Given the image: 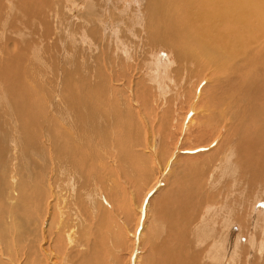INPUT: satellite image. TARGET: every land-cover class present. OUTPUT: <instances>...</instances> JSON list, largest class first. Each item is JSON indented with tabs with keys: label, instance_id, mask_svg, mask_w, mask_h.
Masks as SVG:
<instances>
[{
	"label": "bare ground",
	"instance_id": "bare-ground-1",
	"mask_svg": "<svg viewBox=\"0 0 264 264\" xmlns=\"http://www.w3.org/2000/svg\"><path fill=\"white\" fill-rule=\"evenodd\" d=\"M110 1L111 0H0V264H57L56 259H54L51 254L54 250L51 252V249L45 247V238L47 236L42 238V240H36L37 238H34V236L37 234L40 237V235H44L48 229H52L56 224L57 216H61L62 219L64 218L59 202H62V205H71L69 211H72L73 207L78 208L77 205L79 203L80 205L82 204L90 209L98 211L101 207V224L105 221L108 223L111 216L110 215L109 219L105 220L108 214H112L113 218V216L120 213L118 210L121 209V206L116 202V194H110L109 192L108 194L105 191L108 195L105 193L103 199V194L95 191L96 193L91 196L93 190L92 192L89 190L95 188H90L88 186L89 188L85 189L84 185L86 181L92 182L89 176L91 174L94 183L97 179L99 180L98 182L103 185L104 189L108 187L104 186L108 184V182L106 179L107 176H102V170L110 169L109 171H115L117 169L114 166L116 163H113L116 159L114 158L115 161H113V158H110L114 156H111L112 152H115L112 148L117 149L115 146H118L122 153L124 149L123 146L131 149L137 146H148V143L154 144L153 139L150 141L148 140L149 137L147 134L142 135L141 133H136L141 130L142 127L149 126V120L145 110L150 106V100L148 97L144 96L145 94L141 93L142 83L148 82L149 84L150 82L155 85L152 86L154 89L153 91H155V93L157 92L162 97L168 92V87L162 88L161 86L163 81L176 83L174 77L177 76L178 78L180 74L185 75V71H187L186 74L188 76H190V74L194 76L197 71H202L204 74L205 72H209L210 79H208V84L212 85L215 83L214 89L218 91V94H213V96L216 97L219 94L223 95L219 99V102L226 107L227 104L224 105V103L227 99L224 96L223 90L224 92L227 90L226 87L229 81H227L226 87L223 85L225 88H222L220 85L224 77L231 80L233 84L229 86L234 87L237 94L243 95L246 99H251V101L249 100L250 102H248L247 100L246 102L243 100L242 112L237 106L239 103L233 101L231 110L230 108L224 109V107H222L220 115L224 120H227V124L230 125V127L228 126L226 129L227 132L230 133V131L234 129L237 135V142L239 143L241 140L240 144H242V149H240L243 172L248 173L255 169L257 172L255 176L253 173H250L255 177L252 179L257 181L264 180V178H262L264 177V151L263 153H259L256 150L257 144L264 150V0H140L138 7H134L128 0H115L113 7L109 8L110 10L115 9L116 11L114 12L105 9V7L108 8V5H111L109 3ZM67 4L68 7H72L69 11ZM66 10L69 14H67V16L62 15ZM55 11L57 13H54ZM74 12L79 14V18L76 19V16L73 15H76ZM90 14H92L93 18H98L95 20L98 24H103V29L106 32L112 31L110 33L112 36L116 35L113 31L114 27L116 29V27L120 28L122 25L126 26L129 30L123 33V36L121 35V41H134L136 39L141 41L142 48L137 45L139 52L136 53L139 62L137 61L138 64L136 67L127 68V65L129 62H132V59L125 60L124 58V60H121L117 54L116 60H118V63H115L111 49L107 47L105 43V45L101 44V38H97L98 30L94 27V22L91 21L93 27L89 29V32L90 35H94V37L92 36L94 40L91 43L85 36H72L71 47L74 50L71 52H73L75 56L72 55L74 58L70 62H74L75 65L66 69L63 63L64 61L61 60L59 55L61 51V44L59 42L61 36H56V32L61 34L62 29H65L66 25H68L67 29L70 26H79L80 29L85 28V23L88 20L87 16ZM126 19L135 22L127 23ZM103 20L106 21L102 22ZM62 21H66L65 24H63ZM136 25L138 27L141 26L137 28ZM100 31L102 30H99V32ZM67 33L69 32L67 31ZM101 33L104 34L103 31ZM119 37L120 35L117 33L115 38ZM44 42H46L45 47L43 46L44 50L42 51L44 54L41 56L46 55L45 53H49L47 56L51 65L42 64L40 61H46L47 58H45V56L41 57L39 52L38 54L36 53L37 47H40ZM65 43L67 42H64V44ZM85 44L95 50L105 47L106 52L104 51L103 53L108 57L106 60L108 59L107 61L109 63L114 62L117 64L120 70L116 71L114 67L111 70L110 67L108 69L111 70L112 74L108 75L105 70L107 63H103V58L95 54H93L92 58L86 59L87 65L82 68L81 64L77 62L78 58L81 60V56L76 57V55L78 53L83 54V51L89 52V49H81ZM39 50L41 49L39 48ZM64 50L66 51L65 48ZM128 51L131 53L132 48H129ZM164 52H167L166 61H164L162 55H159L161 53L164 54ZM50 53L54 54L52 55ZM121 62L123 63L121 64ZM61 63H63V65ZM56 64H61V66L59 65L61 69L58 66H53ZM44 66L50 67L48 71L43 70L42 67ZM53 69L56 71L55 73H57L58 79L55 78V81L53 79V81L50 82V80L48 81L51 73L49 70ZM144 70H146L147 73L142 77V82H138V84L136 82L137 89L134 85L135 81L133 82L132 80V83L130 80L133 78L130 79L128 74L132 73V77H135L137 72H143ZM86 73L89 74L87 75ZM93 75L94 77L92 78ZM126 76L129 77L128 79L132 83L128 86V92H126L127 89L122 90L115 88L114 82H118V79H122ZM52 77L54 76L52 75ZM112 77H115L116 80H113ZM181 80H184V78ZM204 81H206L205 77L201 79L194 88V94L197 96V99L202 96L203 93H206V96L200 98V101L205 100L210 94L208 87H203V89L200 90V94L197 93L198 87ZM169 83H167L168 86ZM48 84H50V86L47 88ZM56 86L57 88L61 86L59 89V96L53 95L55 91L53 87L56 88ZM49 89H52L53 94L49 93ZM144 89V93H147L148 88ZM184 89H187V85L184 86ZM187 90H189V88ZM231 92H233V90H231ZM213 96L211 97L214 98ZM138 102L142 105L138 104ZM203 102L206 103V101ZM230 103L231 102H229V104ZM139 106H142V109H140ZM218 107L220 111L221 107ZM208 109H210V107ZM201 111L202 110H200V112ZM197 112L199 111L197 110ZM205 112L207 113V111ZM196 114L198 113H195V115ZM212 115H214L212 118H214L217 123H215L216 127L218 124H222L221 118L218 117V113L213 112ZM195 126H198L197 130L199 133L205 130H212V127H214L211 124L209 125V123L206 126ZM192 127H194V125ZM220 135L222 134L220 133ZM211 139H214V135ZM213 157L215 158L214 155ZM248 157H250V159ZM108 158H110V161H107ZM173 158H175V156ZM23 159L29 162V165H26L27 170L25 169V172L21 169V166L25 168V165L23 166L25 163ZM135 159L133 157V160H131L134 161ZM106 163H108V165ZM199 166H201V164ZM199 166L197 165V167ZM220 166L222 168L223 164H220ZM89 171L91 172L90 174ZM86 173L89 174L90 181L86 180L82 184L86 179ZM142 174L144 176L150 175V173L145 172V170L141 175ZM200 176H203V174ZM196 178L197 177L193 180L195 182L199 181ZM179 179H181V177ZM184 179L186 180V177ZM200 179L202 178L200 177ZM189 180L191 181V179ZM215 180L216 179L212 182H215ZM111 181L109 179V184H115L116 182H114V180ZM65 182H67L69 188L75 190V193L73 192L75 195L73 197L70 196L71 198L67 200V203L63 198V191L66 190ZM208 183L209 182H207V184ZM196 184L193 185L194 188L195 186L198 187ZM93 185L96 184L91 183L90 186ZM189 191L191 192V190ZM77 193L78 195H84L83 199L81 195L76 201L75 198ZM96 196L98 199H96ZM63 201L65 204H63ZM188 202L189 201H186L185 203L190 207V203ZM125 208L124 210L126 211ZM211 208H209V210ZM80 209L83 211V206H81V208L79 207V210ZM122 210L120 211L122 212ZM138 211L142 212V207ZM168 212L167 210L166 216L170 220L173 214ZM126 213L127 211L124 214ZM39 215L43 218L41 226L36 223L37 216ZM80 216L81 215L78 216V219L75 217V219L79 220L80 225L78 226L83 228L85 223ZM188 216L189 214L187 218ZM182 218L184 220V217ZM179 220L177 219V221ZM17 223L18 225H16ZM109 224L110 221L108 225ZM177 226L178 228L176 229L181 228L179 230L185 233L190 232L188 231L189 225L187 229L184 223L182 226L178 224ZM100 228H102V226H100ZM57 230L59 232H57L59 239L63 240L65 235V241L74 246L76 244L82 246L83 243H85L84 240L79 241V239H77V235H79L81 231L77 233L78 230L71 226L67 228L66 220L61 222V225L59 223V228H57ZM229 230H231V228ZM62 231L65 232L63 233ZM112 231L113 229L111 232ZM111 234L114 236L113 232ZM135 235L136 234L132 235V238L135 239ZM224 237L226 236H223V238ZM182 238H184V236ZM231 239L228 242L225 240L226 243L223 245H221V243L218 246L215 245L217 247L214 246L212 248L208 245L206 256H204L203 250L200 249V255L199 251V253L196 252L194 254L193 252V254L191 253L192 255H188L187 253L189 251L187 250V246H189L191 242L184 239L186 242H184L183 245L179 244L177 247H168L169 253L167 255L163 254L164 259H162L163 263L161 262V264H243L238 258H230L229 256L228 250L235 247L233 243L228 247L232 242ZM199 240V244L204 242L201 239ZM134 242H131L132 261L130 260L129 264H137L138 253L136 252L137 246ZM263 243L264 241L262 244ZM57 244H59V241H57ZM60 244H62L61 241ZM166 245L169 246L168 241ZM62 246L66 248V245ZM77 248L78 247H76V249ZM162 248H165V246L162 245ZM182 248H184V253ZM199 248L201 247L199 246ZM15 249L17 250L16 261L15 259L13 260L14 256L11 255L12 251L14 252ZM19 251H21L22 254L19 255ZM231 253L234 252L231 251ZM90 256L86 254L83 260L90 261ZM3 258L6 259L5 262L2 260ZM250 258H252V256ZM134 259L135 262L133 261ZM156 259L157 258H155V260ZM71 260L75 261L74 259ZM155 260H152V262Z\"/></svg>",
	"mask_w": 264,
	"mask_h": 264
},
{
	"label": "rangeland",
	"instance_id": "rangeland-1",
	"mask_svg": "<svg viewBox=\"0 0 264 264\" xmlns=\"http://www.w3.org/2000/svg\"><path fill=\"white\" fill-rule=\"evenodd\" d=\"M128 2L129 3L131 2V4L134 7H138L140 4V0H128ZM109 3L111 5H108V8L105 7V9H109V8L113 7V3H115V0L114 1L111 0ZM67 7H68V4H67ZM71 8H72L71 6L68 7V11ZM68 11L66 10L64 12V14H62V15L67 16V14H69ZM109 11L114 12L116 10L115 9H111V10L109 9ZM54 13H57V12L55 11ZM74 13H76V12H74ZM73 15L76 16V19L79 18V14L76 13V15L75 14H73ZM77 15H78V17H77ZM71 17H72V15H71ZM91 18H93L92 14L87 16L88 20L85 23V28H83V29H80L79 26H77V27L70 26L67 29L68 25H66L65 29L64 28L62 29L61 34L56 32V36H58V35L61 36V37L58 36V37H60L59 42L61 44V48H60L61 51H60L59 55H60L61 60L64 61L63 63L66 66V69L73 67L75 65L74 62H70L74 58L73 56H75V54L73 52H71L72 50H74L71 47L72 36H74V35H77L79 37L85 36L86 38L89 39L88 41H90L91 43L94 40V39H92V36L94 37V35H90V32H89V29H91L93 27V25L91 24V21L94 22V27L98 30L97 38H101V44L105 43L106 46L111 49V52L114 55L115 63H118V60H116V54H117V56H119L121 60H124V58H125V60L132 59V62L131 63L129 62V64L127 65V68L128 67H136V65L138 64L137 61L139 62V59L137 58L138 57L137 53L139 52L138 46L140 48H142L141 41L139 39L134 40L135 42L134 41H121L120 39L122 38L123 33H125L126 31L129 30L126 26L120 25L121 26L120 28H118V27H116V29H115V27L113 28V31L116 33V35H117V33H118V35H120L119 38H115L116 35H113L114 37L112 35H110V33L112 31L106 32L103 29V26H102L103 24L102 25L98 24V22L95 20V19H98L97 17L93 18L94 20ZM105 21L106 20H103L102 22H105ZM8 22H10V21H8ZM57 22H58V20H57ZM65 22L66 21H62L63 24H65ZM126 22L127 23H133L135 21L130 20V19L129 20L126 19ZM126 22H125V24H126ZM101 27H102V29H101ZM136 27L139 28L137 25H136ZM99 30H102L104 34L101 33L102 31L99 32ZM67 31L69 33H67ZM65 34H68V35H65ZM110 37H111V39H110ZM107 40H109V41H107ZM115 41L117 42V44ZM120 41H121V43H120ZM64 42H67V43L64 44ZM45 44H46V42L42 43L40 45V47H37L38 49H37L36 53L38 54V52H39L40 56L44 54V53H42V51L44 50L43 46L45 47ZM69 47H70V49H69ZM39 48L41 50H39ZM64 48L66 49V51L64 50ZM112 48H113V50H112ZM129 48H132L131 53H130V51H128ZM81 49H87V50L89 49V52L83 51V54L78 53L76 55V57L81 56V60H80V58H78L77 62H78V64H81L82 68L87 65L86 59L92 58L93 54H95V55H98L101 58H103L102 59L103 63H105V64L107 63V67L105 66L106 68L105 67L104 68L107 71L108 75L112 74L111 70L113 69V67L115 68L116 71L120 70V68L117 66V64H115L114 62L109 63L107 61L108 59L106 60V58H108V57L106 55H104L105 53H103L104 51L106 52L105 47H102L100 49L95 50L92 47H89L88 45L85 44ZM99 50H100V54H99ZM162 53L159 55H162L164 58V61H166V59H167L166 53L167 52H164V54H162ZM45 54L46 55H44V56H45V58H47L46 61H42V60L41 61L39 60V61L42 64H50L51 65V62L47 56L49 53H45ZM50 54L53 55L54 53H50ZM133 54H134V56H133ZM69 55H71V56H69ZM44 56H41V57H44ZM126 57H128V58H126ZM63 63H61V64L63 65ZM122 63L123 62H121V64ZM61 64H56L53 66H58L60 68ZM42 68H43V70L48 71V69L50 67L44 66ZM108 68H110L111 70ZM122 68H123V65H122ZM146 70H144L143 72H140V71L137 72L135 77L134 76L132 77V75H131L132 73L128 74L130 79L133 78L130 81L131 82H132V80H133V82L135 81V84H134L136 86L135 88L138 89L137 84H138V82H142V80H143L142 77L145 76V74L147 73ZM49 71L51 73H50V78L48 79V81L50 80V82H52L53 79H54V81H55V78L58 79L57 73H55L56 71H54V69L49 70ZM129 71H130V69H129ZM186 73H187V71H185V75L187 77L184 74H182V75L180 74L178 76V78H177V76L174 77L176 83H174V82L169 83L168 81H163L161 83V86H162V88L168 87L167 88L168 92L166 93V95L164 94L162 97L157 92L155 93V91H153L154 89L152 88V86H155V85L151 84L150 82H149V84H148V82L142 83L141 93L145 94L144 96L148 97L150 100V106L145 110L146 116L149 120V126L150 127L149 126L142 127L141 130H139L136 133H141L142 135L147 134L149 137L148 140L150 141L153 139L154 144L148 143V146L144 145V147H142V146L138 147L137 146L139 149L137 147H132L131 149L129 147H126L127 149H130V150H127L123 146L124 149H123L122 153H121V149H119L118 146H115V148L117 147V149H114L111 147L115 152L111 151L112 152L111 156H113V155L114 156L110 157V158H113L112 159L113 161H115V159H116V161L113 163L114 164L116 163V165H114V166L117 169L115 171H109L110 169H108V170L103 169L102 170L103 173L101 171L102 176L103 175L107 176L106 179H107L108 184H105L104 186L105 187L108 186L109 189H108V187H106L107 189L106 188L104 189L103 185H101L98 182L99 180H97V179L95 180V183H94L93 177L91 176L90 171H89L90 175L87 173H86L87 175H85L86 179L82 182V184L86 180L90 181L89 180L90 177H91L90 179L92 180V182L91 181L85 182L87 184V185L86 184L84 185L85 189H88L89 187L95 188V189L89 190L91 192L93 190V193L91 194V196L94 195L96 192L102 193L103 195L102 194L101 195L104 199V197H105L104 194L106 192L107 193L109 192L110 194H113V193L116 194L115 195L116 196V202H118L117 204H119L121 206L120 210H122V209L123 210H122V212L120 210H118V212H120V213L117 214L118 216L117 215L113 216V218H112V214H108V216H106L105 220L109 219V216L111 215L110 220H109L110 224H111V225L109 224L110 226L108 225L109 221H108V223H106L107 221L104 222V220H103L104 223L101 224L102 223V212H100V208H101L100 206H99L100 208L98 211L95 209H90V208L86 207L85 205H82V204L80 205V203H79L77 205L78 208L73 207L72 211H69V208L71 205L66 206L65 202L67 203V200L75 195L74 194L75 190H72L71 188H69L67 186V182H65V184H66L65 188L67 190V192H66V190L63 191V194H64L63 198L65 199V202L63 201V204H65V205H62V202H59L60 203L59 206L61 208V212L63 213L62 215H64L63 216L64 218L62 219L61 216H60L61 217L60 218L56 215L57 220L55 218L56 224L53 226L54 228L52 227V229L51 228L48 229V231L44 235H40L41 238L37 234L35 235L36 237L34 236V238H37L36 240H42V238H45L46 236L48 237V238L47 237L45 238L46 239L45 240V247L51 249V252L54 250L51 254L54 257V259H56L57 264H77V263L81 264V262H82V264H129L130 260L132 261V259H131L132 258L131 244L134 241H135L134 243L137 246L136 252L138 253L137 256L139 259V260L137 259V264H151V263L152 264H161V262L163 263L162 259H164L163 254L167 255L169 253V248H172L174 246L177 247V245H179V244L183 245V243L186 242V240L191 242V244L189 246H187L188 249L185 247L189 251L187 253L188 255H192L193 252H194V254L196 252L199 253L200 250H203V254H204V256H206V251L208 250L209 246H211L213 248L215 245L218 246L220 243H221V245H223L226 243V241L228 242L231 238H232L231 239L232 242L228 245V247H230L232 245V243L235 245V247L231 250H228L230 258H238V260L241 261L243 264H255V263L256 264H264V257H263L264 256V253H263L264 252L263 251L264 250V243L262 244V242L264 241V184H263L264 180L257 181V180L252 179V178H255L254 176L257 173L255 169L252 170V172L251 171H249L248 173L243 172L242 163H241V160H242V154H241L242 144H240L241 140L239 141V143L237 142V137H236L237 135H236V132L234 131V129H232L230 131V133L227 132V130H226L228 128V126L230 127V125L227 124L228 121L224 120V118L220 115L221 109L224 106L219 102V99L223 95L219 94L216 97L213 96V94L214 95L218 94V91L214 89L215 83L212 85L208 84V79H210V73L205 72V74H204L202 71H197V73L195 72L194 76H192V74H190V76H192V77L188 76ZM199 73H201V74H199ZM86 74L88 75L89 73H86ZM52 75L54 77H52ZM202 76L205 77L206 81H204L198 87L197 93L200 94V92H201L200 90H202L203 87L204 88L208 87L210 94L205 100H203V101H206V103L203 101H200V98H204L206 96V93H203L204 96L202 94V96H200L198 99H197V96L194 94V88L199 83V81L204 78ZM93 77H94V75L92 76V78ZM126 77H124L122 79H118V82H114V84H115L114 87L117 89H122V90L127 89L126 92H128V86L131 85L133 82L131 83L128 79L129 77L128 76H126ZM134 78H135V80H134ZM183 78H184V80H181ZM112 79L116 80L115 77H112ZM225 79H226V81H225ZM227 79L228 78H226V77L222 78V80H221L222 83L220 85L222 88H225L228 85L226 87L227 90H225V92L223 90V93L225 94L224 96L227 99V101H225V103H224V105L227 104V106L224 107V109L230 108V110H231L232 102L235 101L236 103H239V104H237V106L242 112L243 100H245L246 102L248 100V102H250L251 99H249V98L246 99V97H244L243 95L237 94L236 91L234 90V87L229 86V85L233 84V82L231 80H229V79L227 80ZM227 81H229L228 82L229 84L227 83ZM136 82H137V84H136ZM167 83H169L170 87L168 86ZM206 83H207V85H206ZM226 83H227V85H226ZM186 85H187V89L189 88V90L184 89V86H186ZM49 86H50V84L47 85V88ZM60 88H61V86L58 88H57V86H56V88L53 87V89L55 90L54 94L52 92V89H49V93L59 96L60 95V90H59ZM144 88H146V89L148 88L147 93H144L145 92ZM150 88H152V89H150ZM230 88H232V89H230ZM133 90H134V88H133ZM231 90H233L234 93L231 92ZM199 94H197V95H199ZM195 96H196V98H195ZM211 96H213L214 98H212ZM155 98H156V100H155ZM152 99H154V100H152ZM213 100L215 103L213 102ZM157 101H158V103H157ZM168 102H169V104H168ZM212 102H213V104H212ZM229 102H231V103L229 104ZM155 103L158 105H156ZM138 104H140V103L138 102ZM207 104H208V106H207ZM140 105H142V104H140ZM218 106L221 107L220 111H219ZM141 107L139 106L140 109H142ZM209 107H210V109H208ZM192 110H194V111H192ZM197 110L199 112H197ZM200 110H202V111L200 112ZM205 111H207V113ZM213 112L218 113V117L221 118L220 120H221L222 124H218L219 126L217 125V127H216L217 123L215 122L214 118H212L215 115V114L212 115ZM195 113H198V114L195 115ZM209 114H210L211 119L209 118ZM197 115H200V116H197ZM207 115H208V118H207ZM190 121H191V124H190ZM212 121L214 122V124ZM224 121H226V122H224ZM208 123H209V125L211 124L212 126H214V127L211 126L212 130H205V131L199 133L197 130L198 126H195V125H199V127H201L202 125L203 126L208 125ZM193 125H194V127H192ZM151 126H153V127H151ZM152 130H154V131H152ZM219 132L222 135H220ZM225 134H226V136H225ZM213 135H214V139H211V138H213ZM215 136H216V138H215ZM223 136H224V138H223ZM233 139H234V141H233ZM154 145L156 146V148ZM221 145H222V147H221ZM205 146H206V148H205ZM225 146H226V148H225ZM149 147L151 150L149 149ZM141 148H143V149H141ZM215 148H216V150H215ZM236 148H239V149H236ZM227 150H228V152H227ZM256 150L259 153H263V151H264L262 148H260L258 146V144H257ZM156 151H157V154H156ZM125 152H127V153H125ZM135 152L138 154H136ZM207 152H210V153H207ZM120 153L123 155H121ZM128 153H130V154H128ZM213 155L215 156V158L213 157ZM129 156H130V158H129ZM131 156H133L134 159L135 158L136 159L134 161H132L133 157H131ZM140 156H141V158H140ZM174 156H175V158H173ZM209 157H210V159H209ZM110 158H108L107 161H110ZM248 158L250 159V157H248ZM128 159L130 160V162ZM153 159H154V161H153ZM207 159H209V160H207ZM33 160H35V159H33ZM238 160H240V161H238ZM107 161H105V162H107ZM208 161H209V163H208ZM210 161H211V163H210ZM23 162H25L23 164V166L25 165V168L21 166V169H23L24 170L23 172H25L27 170V166L29 165L28 164L29 162L27 160L25 161L24 159H23ZM238 162H240V163H238ZM119 163L121 164V166ZM202 163H203V165H202ZM205 163H206V165H205ZM97 164H99V163H97ZM106 164L108 165V163H106ZM193 164L194 165L196 164V165L194 166ZM200 164H201V166H199ZM220 164H223L222 168H221ZM197 165L199 167H197ZM207 166L210 170L207 168ZM210 166H211V168H210ZM215 166L217 169L215 168ZM204 167L206 170L204 169ZM199 169H201V170H199ZM212 169H213V171H212ZM144 170H145V172H149L150 175L144 176L143 175L144 173L141 175V173ZM139 171H141V172H139ZM194 171L195 172L197 171L196 174ZM211 171H212V173H211ZM151 172H154V173H151ZM250 173H253L254 176ZM139 174H140V176H139ZM201 174H203V176H200ZM113 175H114V178H113ZM180 177H181V179H179ZM185 177H186V180L184 179ZM195 177H197L196 179L199 181L196 180L197 182H195L194 181ZM200 177L202 179H200ZM206 177H208L209 179ZM111 178H113V179H111ZM262 178H264V177H262ZM109 179H110V181L111 180H114V182L116 181L115 184H113V183L109 184ZM189 179H191V181ZM214 179H216L215 182H212V181H214ZM105 182H106V180H105ZM207 182H209V183L207 184ZM91 183L96 184V185L90 186ZM97 183H98V185H97ZM194 184H196L198 187L195 186V188H194V186H193ZM202 184L203 185L205 184V185L203 186ZM112 186H113V188H112ZM78 188H80V187H78ZM115 188H116V191H115ZM193 189H196V190H193ZM82 190H84V189H82ZM189 190H191V192ZM197 191H199V192H197ZM116 192L118 193V195ZM107 193H106V195L109 194V193L108 194ZM192 193H194V194H192ZM209 193L211 194V196ZM81 195L82 194L78 195V193H77L76 198H75L76 201L78 200V198ZM83 196L84 195L81 196L82 199H83ZM118 196H119V198H118ZM96 199H98L97 196H96ZM186 201H189L188 203H190L189 204L190 207H188V204L185 203ZM197 201L199 202L200 206L198 205ZM200 201H202V202H200ZM203 203H205V204H203ZM201 204H203L204 206ZM210 204L213 206H211ZM81 206H83V208H84L83 211H81V209L79 210V207L81 208ZM123 206H125L126 208ZM255 206H257V207H255ZM141 207L143 209L142 212L138 211L141 209ZM211 207L212 208L214 207V208L212 209ZM124 208L127 211L126 214H124L126 212L124 210ZM199 208H200V210H199ZM209 208H211V209L209 210ZM65 210H68V211H65ZM167 210L169 211L168 213L173 214V217H171L170 220L166 216ZM198 212H199V214H198ZM97 213H98V215H97ZM187 213L189 214L190 218H189V216L187 218V215H188ZM205 213H206V215H205ZM79 215H81L80 217H82V219L84 220V223H85L83 228L82 227L80 228L78 226V225H80L79 220H77ZM194 215H198V216H194ZM75 217L77 219H75ZM80 217H79V219H80ZM182 217H184V220ZM177 219L178 220L180 219V220L177 221ZM64 220L67 221V228H70V226H71L72 228H75L78 230L77 233L81 231V233H79V235H81V236L77 235V239H79V241L84 240V242L86 244L83 243L82 246H78L76 244L74 246L73 244L65 241L66 240L65 235H64L63 240L59 239V237H58L59 232H58L57 228H59V223L61 225V222H63ZM71 220L72 221L74 220V221L72 222ZM42 221H43L42 216H40V215L37 216V222L36 223L41 226ZM192 221H194V222H192ZM241 221L244 223V225ZM183 223H184L186 229H187V226L189 225L188 231L191 232V233L189 232L190 235L188 232L185 233V232L179 230L181 228L176 229V228H178L177 224L179 226L180 225L182 226ZM105 224H107L108 226ZM16 225H18V223ZM99 225L102 226L103 229L100 228ZM232 225H233V227H232ZM103 226H105V227H103ZM230 228H231V230H229ZM80 229H82V230H80ZM112 229H113L112 232L114 233L113 234L114 236H112V234H111ZM101 231H103V232H101ZM62 232L64 233L65 231H62ZM97 233H99V234H97ZM204 233H206V234H204ZM134 234L137 235V236L135 235V237H136L135 239L132 238V235H134ZM186 234H188L189 236ZM204 235H206V236H204ZM183 236H184V238H182ZM223 236H226V237L223 238ZM230 236H232V237H230ZM236 236H237V238H236ZM184 239H186V240H184ZM199 239L203 240L204 241L203 243H205V242L206 243L205 244H203V243L199 244V241H200ZM52 240H54V241H52ZM234 240H235V242H234ZM57 241H59V244H57ZM60 241L62 242V244H60ZM167 241H168L169 246L166 245ZM117 243H119V244H117ZM161 244L164 245L165 248H162ZM62 245H66L67 249ZM199 246L201 248H199ZM217 246H215V247H217ZM76 247H78V248L76 249ZM14 248H16V247H14ZM178 248H180V247H178ZM195 248H196V251H195ZM182 249H183V253H184V248H182ZM231 251H233L234 253H231ZM16 254H17V250L15 249V251L14 252L12 251V253H11V255L14 256L13 260L15 259V261L17 260ZM20 254H22L21 251H19V255ZM86 254H89V256L92 254L90 256V259H91L90 261L83 260ZM200 254H201V252L199 253V255ZM7 256H9V255H7ZM251 256H252V258H250ZM154 257L157 259L155 260ZM253 257H254V259H253ZM71 259H74L75 261H72ZM2 260L4 262L6 261L5 258H3ZM152 260H155V261L152 262ZM133 261L135 262V259Z\"/></svg>",
	"mask_w": 264,
	"mask_h": 264
}]
</instances>
